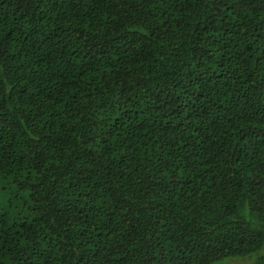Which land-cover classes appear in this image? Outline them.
Returning <instances> with one entry per match:
<instances>
[{
  "label": "trees",
  "instance_id": "16d2710c",
  "mask_svg": "<svg viewBox=\"0 0 264 264\" xmlns=\"http://www.w3.org/2000/svg\"><path fill=\"white\" fill-rule=\"evenodd\" d=\"M264 264V0H0V264Z\"/></svg>",
  "mask_w": 264,
  "mask_h": 264
},
{
  "label": "rangeland",
  "instance_id": "374dc122",
  "mask_svg": "<svg viewBox=\"0 0 264 264\" xmlns=\"http://www.w3.org/2000/svg\"><path fill=\"white\" fill-rule=\"evenodd\" d=\"M234 264V263H233Z\"/></svg>",
  "mask_w": 264,
  "mask_h": 264
}]
</instances>
